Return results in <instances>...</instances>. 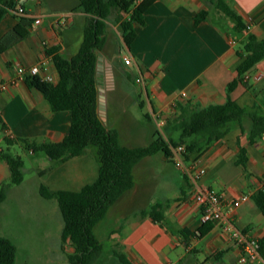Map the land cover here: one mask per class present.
Here are the masks:
<instances>
[{
  "label": "crops",
  "instance_id": "1",
  "mask_svg": "<svg viewBox=\"0 0 264 264\" xmlns=\"http://www.w3.org/2000/svg\"><path fill=\"white\" fill-rule=\"evenodd\" d=\"M217 3L218 0H155L144 13L145 24L135 25L131 47L123 41L115 14L106 23V41L98 52L99 115L110 129L119 132L126 146H146L154 140L156 131L167 141L179 139L180 131L174 129L180 116L179 105L199 109L227 101L229 83L239 78L247 36L253 34L264 40V0H227L243 19L246 27L241 32ZM78 5L79 0H25L29 16L40 17L42 23H33L28 38L0 53V131L4 138L3 125L16 139L37 142H61L69 133L71 112L52 111L42 93L16 79L19 65L33 66L46 57L44 41L67 58L78 52L88 21ZM203 10L208 11V16L196 24V16ZM118 16L129 18L125 13ZM18 22L15 12H7L0 19V39ZM232 39L236 40L234 45L230 43ZM125 57L132 58V65L124 64ZM47 74L53 76L54 83L58 81L53 61L42 70L41 77ZM139 76L145 86L137 83ZM230 96L240 106L250 109L257 105L254 112L264 113V58L245 74ZM140 102H144L143 109ZM134 105L141 110L132 109ZM251 127L247 116L243 129L232 125L225 137L206 148L202 155L207 173L198 185L222 194L229 204L248 195L250 198L238 207H227L226 214L234 218L237 228L261 238L264 215L253 194L264 186V135L251 143ZM199 141L203 147L204 141ZM241 148L247 150L245 167L238 164ZM0 149L4 148L0 145ZM98 172L93 149L62 162L48 157L45 167L37 171L40 181L34 193L42 201H54L41 196L42 184L53 190H79L94 181ZM133 174V188L112 205L95 228L104 246L102 255L113 253L118 258L119 253L131 264H242L241 248L224 230L223 222H211V229L201 234L206 223L200 221V205L193 197L194 183L172 159L163 152L147 156L134 167ZM11 176L8 163L0 157V185L10 183ZM24 182L25 179L20 185H11L7 199L0 204V236L10 238L17 248L15 238L20 233L13 221L19 212L11 217L12 222L4 223L7 212L3 208L9 207L10 197ZM41 200L40 221H45L48 216L43 217L41 210L46 215L49 209ZM154 207L161 221L150 216Z\"/></svg>",
  "mask_w": 264,
  "mask_h": 264
},
{
  "label": "trees",
  "instance_id": "2",
  "mask_svg": "<svg viewBox=\"0 0 264 264\" xmlns=\"http://www.w3.org/2000/svg\"><path fill=\"white\" fill-rule=\"evenodd\" d=\"M155 0H79L78 9L88 16L84 38L78 52L67 58L57 52V48L47 50L52 56L59 79L56 83L45 80L40 75L27 76L25 84L43 94L52 111H70L71 129L61 142L32 141L5 136L7 149H0V157L11 170V182L0 185V204L8 196L11 185H20L24 180V161L20 156L10 153L9 147L20 142L32 153L44 152L53 161H66L83 155L88 149L95 151L99 172L97 178L79 190H53L42 184L40 194L45 199H56L62 214L64 226L61 235V248L66 244L73 247L67 253L69 264H92L102 254L104 246L95 233L101 222L116 201L134 186V167L145 157L163 152L172 159L174 147L185 145L187 159L202 155L207 147L221 140L232 125L243 129L245 117L251 118L252 127L249 141L264 135V113L254 108H246L233 100L230 94L245 79V74L264 58V40H258L249 34L244 43L238 67L239 78L228 85L229 97L224 104L209 105L191 109L185 105L177 106L180 116L174 129L180 131L179 140H169L156 131L154 140L146 146L128 147L119 138L116 129H110L99 115V89L97 83L98 52L106 41V27L115 14L119 22L124 43L131 47L136 37L135 25L145 24L144 13ZM25 0H0V19L9 11L19 18L17 25L0 39V53L14 47L30 35L35 18L29 16L24 7ZM218 8L236 22L237 31L246 26L243 19L228 5L227 0H218ZM24 12L20 13L19 8ZM125 13L129 18L121 19L118 14ZM118 16V17H117ZM208 16V11H201L196 16V24ZM140 107H145L140 102ZM253 111H252V110ZM252 111V113H251ZM149 117V114H146ZM3 129L5 126L3 125ZM194 139H191L193 138ZM204 146L200 147V141ZM248 160L247 150L241 148L238 164L245 167ZM253 199L264 215V186L253 194ZM154 207L150 216L161 221ZM212 223H206L201 234L211 229ZM182 234L186 236L185 231ZM200 234V236H201ZM259 252L264 260V236L258 238ZM17 246L8 237L0 236V264H16ZM122 264H131L122 254H116Z\"/></svg>",
  "mask_w": 264,
  "mask_h": 264
},
{
  "label": "rangeland",
  "instance_id": "3",
  "mask_svg": "<svg viewBox=\"0 0 264 264\" xmlns=\"http://www.w3.org/2000/svg\"><path fill=\"white\" fill-rule=\"evenodd\" d=\"M136 91H139V88L136 87ZM260 97L262 98L263 95L260 94ZM133 108L138 111L141 110L138 105L132 106ZM0 145L4 149L8 148L1 131ZM9 151L15 156H20L24 161L23 174L25 182L10 197L9 207L3 208L4 212H7L4 223H7V220L12 222L11 217L19 212L18 219L13 221L14 225L19 228L20 233V237L15 238L19 245L16 264H69L67 253L73 252L74 249L69 244H66L65 251L61 248L64 222L58 201H42L34 193L40 181L37 171L45 167L47 155L44 152L33 154L25 146L17 144L11 146ZM39 200L49 209V213H46V215L41 210L43 217L48 216L45 221H40ZM54 208L57 210L55 213H53ZM22 221L24 222L23 225ZM92 264L122 263L113 253H107L100 254Z\"/></svg>",
  "mask_w": 264,
  "mask_h": 264
},
{
  "label": "built area",
  "instance_id": "4",
  "mask_svg": "<svg viewBox=\"0 0 264 264\" xmlns=\"http://www.w3.org/2000/svg\"><path fill=\"white\" fill-rule=\"evenodd\" d=\"M19 12L23 13L24 9L20 7ZM34 23L40 25L42 23V19L37 17L35 18ZM235 42L236 40L234 39L230 41L232 45H234ZM43 46L46 51L50 49V46L45 41L43 42ZM52 61V56L47 54L46 57L36 65L29 67L19 65L17 67L18 75L16 81H25L27 76H41L42 70ZM124 64L126 66L132 65V58L125 57ZM43 78L49 82H55V79L50 74L45 75ZM136 81L142 86H145L142 76L137 77ZM5 132L7 136L14 138V135L9 131V129H6ZM172 149V160L174 161L176 168H178L183 174L187 175L194 183L195 190L193 197L200 205V221L203 224L208 222L224 223V230L241 248L240 262L242 264H264V260L259 252L258 238L237 228L234 223V218L226 214L227 207L229 210H232L233 208L238 207L241 202L248 200L250 197L248 195H243L239 200L229 204L222 194L216 193L211 189L199 187V179L207 173L204 156L198 155L194 158L187 159L188 151L185 145H179L178 147H174Z\"/></svg>",
  "mask_w": 264,
  "mask_h": 264
},
{
  "label": "water",
  "instance_id": "5",
  "mask_svg": "<svg viewBox=\"0 0 264 264\" xmlns=\"http://www.w3.org/2000/svg\"><path fill=\"white\" fill-rule=\"evenodd\" d=\"M100 63H101V60L98 59V65H100ZM98 77H99V73L97 74V78H98ZM97 82H98V88H101L99 78L97 79Z\"/></svg>",
  "mask_w": 264,
  "mask_h": 264
}]
</instances>
